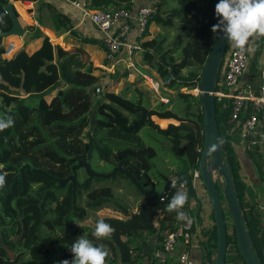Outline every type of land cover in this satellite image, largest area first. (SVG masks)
Returning a JSON list of instances; mask_svg holds the SVG:
<instances>
[{
	"label": "trees",
	"instance_id": "trees-1",
	"mask_svg": "<svg viewBox=\"0 0 264 264\" xmlns=\"http://www.w3.org/2000/svg\"><path fill=\"white\" fill-rule=\"evenodd\" d=\"M17 1L38 4V8L45 10L52 30L76 35L71 19L50 0H12L20 26L31 32V39L41 37V41L31 53L19 48L10 57H3L1 38L11 27V19L4 9L8 1L0 0V115H10L14 119L13 127L0 132V165H3L0 174L7 173L6 185L0 190V264H59L65 259L71 260L73 254L69 247L82 235L107 250L106 264H144L149 253H143L142 244L154 236L157 239L155 247L165 231L177 226L176 213L167 211L177 189L188 194L185 212L189 211V199L195 198L191 171L197 167L201 145L200 103L197 95L180 90L198 86L200 70L210 49L211 28L217 21L215 5L218 0L153 1L155 11L148 24L154 22L166 30L173 28L176 31L169 41L167 37L152 36L141 42L142 62L156 73L160 93L166 95V102L157 101L154 105L133 86L117 93L106 90L108 85L115 86V79L106 73L99 78L92 75L90 63L79 58L78 49L66 51L52 44L37 26L26 25L24 21L29 20V16ZM171 3H175L173 7L169 6ZM88 6L129 7L130 0H89ZM35 21L45 25L40 16H36ZM145 35H149L147 30ZM80 40L100 44L92 37H80ZM263 42L264 38H254L249 48L248 81L257 70ZM61 45L70 48L64 43ZM229 46L228 42L224 53ZM178 52L179 57L173 59ZM222 67L223 59L215 90ZM183 69H186L184 74ZM105 76L107 79L103 82ZM95 87L99 88V93L94 92ZM52 90L54 94L47 100ZM132 90L133 93L127 96ZM91 109L94 114L92 131L100 136L92 143L90 169L93 158L104 163L113 160V169L116 165L126 169L150 194L159 192L168 178L171 181L162 199L140 205L133 212L132 207L114 196L110 186H91L92 181L113 180L118 176L132 185L121 170L111 175L107 173L106 177H96L86 175L80 168L83 177L78 178L79 169H76L73 183L68 180L58 186L54 178L70 174L75 157L84 155L87 149L80 134L83 135L85 127L89 126ZM214 110L222 150L231 168L245 225L260 263L264 264V235L257 220L255 203L245 201L246 185L238 175L235 147L242 144L239 131L232 128L228 119L226 99L218 100L214 96ZM143 127L164 138L161 139L169 144L167 152L175 155L171 168L157 181L152 176L154 164L151 162L156 150L142 142L139 132ZM248 155L256 174L263 178L255 157L257 153L249 149ZM133 188L144 202L143 195ZM108 204L115 214L99 216L94 221L103 219L114 228L110 239L96 240L93 231L82 233L83 229L75 226L76 222L86 219L89 211ZM196 204L199 205L198 199ZM223 210L224 217L228 218L225 208ZM210 216L212 219L211 212ZM212 226L214 230V224ZM229 226L231 231L226 233L224 259H240L234 232Z\"/></svg>",
	"mask_w": 264,
	"mask_h": 264
},
{
	"label": "built area",
	"instance_id": "built-area-1",
	"mask_svg": "<svg viewBox=\"0 0 264 264\" xmlns=\"http://www.w3.org/2000/svg\"><path fill=\"white\" fill-rule=\"evenodd\" d=\"M58 1L75 8L79 13L80 21L93 26L105 46L104 59L107 61V66H112L114 62L124 60L123 58L130 59L136 51H141V42L146 36L148 19L153 13L154 0H147L144 4H135L131 1L129 7L107 6L104 8L89 7V0ZM253 40L254 38L244 50L235 48L229 42L230 46L222 57L221 79L217 84V90L214 91V96L218 100H227L228 119L233 124L232 128L238 129L241 145L247 148L260 147L264 151V60L258 64L250 81L247 78L242 79L250 67L248 51ZM13 51L14 47L10 41L4 43L3 57H10ZM132 63L125 64V68L134 72L135 66ZM142 76L149 87L157 92L160 82L146 75ZM193 91L196 95L198 87H193ZM94 92H99V88L95 87ZM161 101L166 102V98H161ZM198 184L202 186L197 168H194L191 171V187L195 198H193V203L189 202V211H186L190 222L178 221L175 229L165 231L158 244L149 251L144 264H181L180 258L184 255L188 256L190 264L213 263L214 254L211 258H202L198 252L199 241L194 231V223L199 221L197 216L199 219L204 217L201 210H197L199 205L196 204V199L200 203V197L196 193ZM203 194L202 203L205 205L208 200L204 190ZM190 209H192L191 212ZM259 210L264 212V203L259 206ZM200 225L201 234L204 236L206 234L202 233V227L205 229L209 227L201 221ZM223 264L245 263L241 258H228L224 259Z\"/></svg>",
	"mask_w": 264,
	"mask_h": 264
},
{
	"label": "water",
	"instance_id": "water-1",
	"mask_svg": "<svg viewBox=\"0 0 264 264\" xmlns=\"http://www.w3.org/2000/svg\"><path fill=\"white\" fill-rule=\"evenodd\" d=\"M9 0L5 5V12L11 19V27L8 31L2 34V42L6 37L17 36L21 37L24 34V29L20 26L15 14L14 7ZM16 12V11H15ZM218 20L216 21V23ZM215 23V24H216ZM228 44L223 33H212L210 41V49L207 57L201 67L198 79V93L196 94L200 103L201 113V145L199 157L197 161V171L200 182L205 191L215 231V249L212 264H223L226 250V228L223 209L227 212L230 225L234 232V240L237 253L245 264H261L257 252L253 246L250 234L245 225L244 215L240 206L237 192L234 186V181L231 174V168L225 154L222 150V144L219 138L214 110V91L217 74L222 60L225 47ZM94 114L91 109L89 117V126L84 131V137L87 139V149L84 155L76 156L75 163L70 167V174L65 177L54 178L58 182V186H62L68 180L72 183L76 178V169H82L88 176L106 177L108 174L96 173L90 169L89 162L91 160L92 143L97 142L90 136V131L93 127ZM33 170V169H31ZM121 170L127 175L128 180L143 195L145 205L154 199H162L165 195L170 179L165 178L162 189L157 193H149L145 188L127 173L126 169H120L119 165L109 173ZM221 195V199L219 198ZM194 231L199 242L205 241L207 236L201 234L198 223H194ZM156 237H152L147 243L142 244L144 254H148L150 249L156 243Z\"/></svg>",
	"mask_w": 264,
	"mask_h": 264
},
{
	"label": "rangeland",
	"instance_id": "rangeland-1",
	"mask_svg": "<svg viewBox=\"0 0 264 264\" xmlns=\"http://www.w3.org/2000/svg\"><path fill=\"white\" fill-rule=\"evenodd\" d=\"M7 1H9V0H7ZM17 2H19V1H17ZM19 3L22 4L20 6H22L24 8L25 12L29 16V20H27V19H25V21L23 20L26 25H35L33 23H34L36 16H40L41 19L44 21V24H49V19L47 18L46 12L43 9V7L38 8V6H37L38 4L35 5V3H32V2H29L30 4H23L24 2L20 1ZM174 4L171 3L169 6L173 7ZM13 7H14V10L16 11V13H18L16 7L14 5H13ZM153 11H155V10L153 9ZM173 23H174L173 26H175V21H173ZM42 30L47 36L44 33H43V35H45L47 38L49 37L52 40V41H50L52 44H56V41L59 39V37L56 38L55 35H52L53 33H51L47 29H42ZM24 31L26 33L23 34L24 37L22 36L21 38L23 39V41H27L31 35V32L27 31L26 29H24ZM147 31H149L148 33L151 36L167 37V41L171 40L173 35L176 33V31L173 28L166 30V28H162L161 26L156 25L154 22L148 24ZM41 33H42V31H41ZM151 36H149V37H151ZM9 37L12 38L13 42H14V39L15 40L19 39V37H17V36H9ZM6 39L7 38H5L3 40V43ZM28 43H27V45H25L26 43L23 44V47H22L26 51H28L30 49L28 46ZM15 44H16L15 47H18L19 42L18 43L15 42ZM59 46L64 50L66 49L62 45H59ZM75 47H78V46H75ZM89 49H91V51L93 52V54H94L93 56L95 58H98L99 51H100L99 48H91L90 47ZM14 50H15V48H14ZM66 51H68V50H66ZM132 57L131 58L133 60H134V58H137V62H139L138 65L137 64L134 65L135 68H133V69H135V71L132 72L133 70L131 71L127 68H122V66H120V65L116 66L115 69L113 70L112 74L114 75L113 76L114 79H115V77H117V79H115V80H117V83H118L117 87L111 88L108 85L106 90L112 91V92L113 91L117 92L119 90L125 89L126 87H130V86L134 85L135 88L138 87L137 89H139L145 95V97L147 98V100L149 101V103L151 105H154L155 103H157V101L162 102L161 98L166 97V95H164V94L161 95L160 87L157 90V92L153 91L149 87V85L145 82V80L142 76V75H146L147 77H150L153 80H155V79H158L156 73L151 68H149L148 66L143 64L140 51H136L132 55ZM177 57H179V52L176 53L172 58L176 59ZM263 60H264V42L262 45V54L260 55L259 63L262 62ZM105 70L106 69H103L102 71H105ZM106 71H108V70H106ZM185 72H186V69H183L182 73L184 74ZM100 74H101V72H97L98 76ZM103 74L105 75V73H103ZM103 74H101V75H103ZM134 75H136V77ZM105 78L107 79V76ZM135 81H138L137 83L139 84V86H137L134 83ZM157 81H159V79ZM180 91H186V92L188 91V92H191L192 94H194L193 88L192 89L181 88ZM131 93H133V90L130 91L127 94V96H129ZM170 96H173V93H170ZM152 121L154 123H156L153 119H152ZM87 128H88V126L85 127L84 131L87 130ZM84 131H83V135L80 134L82 141L87 140L84 137ZM139 134H141L140 136L142 137V142L145 145H151L156 150V155H155V157H153L151 159V162L154 164L153 165L154 166V168H153V170H154L153 174L154 175H152V176H154L155 181H157L159 179V176H161V174H166V172H168V170L171 168V166L173 165L172 163L174 162L175 155L173 154V156H172L171 152L170 153L167 152L168 151V145H169L168 142L166 140H162L164 138L159 136L156 132L152 131L148 127H143L140 130ZM90 136L94 139H97L100 135L94 133V131H92V129H91ZM249 149L254 150L257 153V155L255 157L257 158V160L261 166V169H264V151L260 147H250ZM238 157H239V159H241V161H243L242 156L240 154L238 155ZM112 167H113V160H111L110 163H104L102 161H96L94 158L92 159L91 170L96 172V173H101V174L110 173L111 169H113ZM77 174H78V178L83 177V173H82L81 169H79ZM238 175L240 176V167L238 169ZM250 176H251V179H253V178L257 179V175L254 172V169L252 167H251L250 171L248 169H246V171L244 170L242 177L247 183H249L248 179L250 178ZM262 176H263V178H260V177H258V178L260 180L264 179V171L262 172ZM254 182H258V181L254 180ZM104 185L110 186L112 191H113L114 196L118 200H120L121 203L127 204L129 207H132V208H130V210L133 212L137 211L139 209V206L143 203V199L141 197H139L137 195V193H135L133 186L123 177L118 176L117 178H115L113 180L107 179V180H100V181H92L91 182L92 187H100V186H104ZM197 189H198V191L196 193L200 197V203H199V207L197 210H201V214L204 215V217H201L200 219L197 216V219L199 220L198 223L200 225V221L204 222L209 227L207 229H205V227H202V233L206 234L204 236H207V239L205 241L198 243V249H199L198 252L200 253L202 258H211V256L214 254V249H215V231L213 230V226H211L213 223V220L211 219V216H210L211 211H210V207H209L208 202H206L205 205H203V203H202V200L204 199L203 187L200 184H198ZM189 202L193 203L194 200L192 198H190ZM114 214H115V210L113 209V207H111V205H109V204L104 205V206H101L100 208H97L93 211H89L86 219L82 220L79 223L76 222L75 226L80 227L79 225H82V227H80L83 229L82 233H85L86 230L94 231V227L96 224L94 220L96 217L105 216V215H114ZM258 214H261V212H259ZM224 219H225L226 233H227V231H228V233H230L231 230L229 228L230 227L229 226L230 225L229 218L224 217ZM154 222L156 223V220H154ZM260 254H261L260 255V257H261L262 253L260 252ZM58 255H60V253L57 254V256Z\"/></svg>",
	"mask_w": 264,
	"mask_h": 264
},
{
	"label": "clouds",
	"instance_id": "clouds-1",
	"mask_svg": "<svg viewBox=\"0 0 264 264\" xmlns=\"http://www.w3.org/2000/svg\"><path fill=\"white\" fill-rule=\"evenodd\" d=\"M215 17L218 22L211 28L213 33H223V36L235 48L244 50L252 38H264V0H218L215 5ZM14 126L10 115H0V132ZM3 165H0V169ZM7 173L0 174V190L6 185ZM176 185L173 184V187ZM188 202V194L179 188L167 205L169 213H176L177 221L190 222V217L183 210ZM82 227V225H79ZM114 228L99 219L92 236L96 240L110 239ZM73 254L71 260L65 259L59 264H106L107 250L101 245H94L84 235L80 236L70 247ZM181 264H190L187 255L181 256Z\"/></svg>",
	"mask_w": 264,
	"mask_h": 264
},
{
	"label": "crops",
	"instance_id": "crops-1",
	"mask_svg": "<svg viewBox=\"0 0 264 264\" xmlns=\"http://www.w3.org/2000/svg\"><path fill=\"white\" fill-rule=\"evenodd\" d=\"M50 1L52 2V4L59 11L63 12L64 14H66L71 19L72 30L75 31L76 35H72L69 32L58 33L56 31L52 30V28H50L48 26V24H45L44 26H41V25H38L35 20H34L33 24H35V26H37L38 29L40 31H42V34L44 33L42 29H47L51 33H53L52 35H55L56 38L59 37V39L56 41L57 45H61V43H64V44L70 46L69 49H65V50H69L70 52H73L71 50L74 49L75 46H78V47H75L76 49L78 48V50L80 51V53H77V55L79 56L80 59H84V62L88 61L90 63V65H91V74L92 75L97 76L99 78L101 76V74L106 73L108 76L113 77L114 75L112 74V72L115 69V67L118 66V65L122 66V68H125V64H129L130 62H133L132 64H134V65L135 64L138 65L139 62H137V58H134V60H133L132 58L134 56L132 57V55H131L132 58L130 57V59L128 57L127 58H123L126 61V63H125L124 60H119L117 62H114L112 66H109V65L107 66V61L104 59V53L106 51L105 46L101 42V40L99 38V35L96 32V30L93 28V26L90 25L89 23L88 24H84L83 21H80L78 11L75 8L70 7V5L62 3V2H60L58 0H50ZM131 1L133 3H135V4L147 3V0H130V5H131ZM23 2H26V1H23ZM25 33L26 32H24V34ZM149 36H151V35L149 34L148 36H145L144 39H146ZM21 37H19V39H17V40L14 39V42H13L12 38L6 37L7 39L4 41V43L10 41L13 44V47H15V45H16L15 42L16 43L19 42L18 47H15L14 51H16L17 49L22 48L23 44L26 43L25 45H27V43L29 42L28 46H29L30 49L28 51L24 50L27 53H31L33 50H35L40 45L41 37L33 38V39H31V37H29V39L27 41H23V39ZM80 37L96 38L97 40H99L100 44H92V43L82 42L80 40ZM49 41H51V40L49 39ZM90 47L91 48H99L100 51H99L98 58H95L93 56L94 54L91 51V49H89ZM123 57H126V56H123ZM6 58H8V57H6ZM130 60H132V61H130ZM103 69H106L108 71H106V70L102 71ZM97 72H101V74L98 76ZM248 74L249 73H245V75H243L242 79L247 78ZM134 76L136 77V75H134ZM105 77H103V81L106 79ZM115 79H117V77H115ZM158 79H156V80H158ZM137 82L138 81H135L134 83L137 86H139V84ZM117 84H118L117 80H115V86L114 87H117ZM132 86L135 87L134 85H132ZM122 90H124V89H122ZM120 91L121 90H119L117 92H120ZM113 92L117 93L115 91H113ZM53 94H54V90L50 91L46 99L48 100ZM163 98H166V97H163ZM248 150H249V148L243 147L242 145H238V147H235V153L237 155L238 163H239V167H240V176H241L242 179H243V177H242L243 176V172H244V170L246 171V169H248L250 171L251 167H252L254 169V172L256 173V170H255L254 166L252 165V163L250 161V158H249V155H248ZM239 154L242 156V160L243 161H241V159H239V157H238ZM262 171H264V169H262ZM256 175H257V179H254V178L251 179V176H250V178L248 179L249 183H247L243 179V181L245 182V185H246L244 196H245V201L255 203V212L257 213V220L259 222L260 230L262 231V234L264 235V212L259 210V206L264 203V179L260 180L258 178L259 177L258 174H256ZM254 180L258 181V182H254ZM259 212H261V214H258ZM263 252H264V249H263Z\"/></svg>",
	"mask_w": 264,
	"mask_h": 264
}]
</instances>
